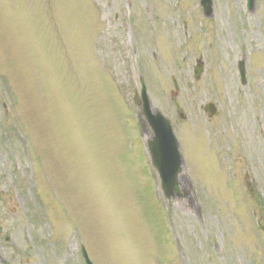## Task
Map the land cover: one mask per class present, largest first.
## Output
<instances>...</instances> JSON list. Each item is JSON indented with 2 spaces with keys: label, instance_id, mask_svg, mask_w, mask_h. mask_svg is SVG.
Segmentation results:
<instances>
[{
  "label": "rangeland",
  "instance_id": "1",
  "mask_svg": "<svg viewBox=\"0 0 264 264\" xmlns=\"http://www.w3.org/2000/svg\"><path fill=\"white\" fill-rule=\"evenodd\" d=\"M211 7L0 0V258L84 264L82 244L93 264H264V0ZM139 78L179 142L170 200Z\"/></svg>",
  "mask_w": 264,
  "mask_h": 264
},
{
  "label": "water",
  "instance_id": "2",
  "mask_svg": "<svg viewBox=\"0 0 264 264\" xmlns=\"http://www.w3.org/2000/svg\"><path fill=\"white\" fill-rule=\"evenodd\" d=\"M252 4L253 0H248ZM203 10L207 15L211 14V0H201ZM201 67L195 68V76L199 75ZM239 72L241 80L244 81V67L243 63L239 64ZM175 88L177 87L175 80L173 79ZM142 90H141V107L142 114L146 117L153 130V135L147 141L148 150L151 156V162L154 167L157 168L160 178H161V189L164 193V198L172 199L178 194V182L177 176L181 171L182 166V156L179 151V144L175 136L173 135L172 127L170 121L161 115L160 111L156 110L152 112L150 102L145 92V87L141 80ZM204 110L207 111L208 115L211 116L215 112V107L213 104L208 103L204 106ZM0 227V234H1ZM85 259V264H92L84 249L82 248L81 253ZM2 264H8L6 261H2Z\"/></svg>",
  "mask_w": 264,
  "mask_h": 264
}]
</instances>
